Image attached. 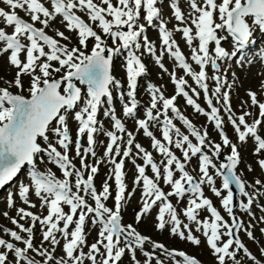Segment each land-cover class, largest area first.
Instances as JSON below:
<instances>
[{
  "label": "snow or ice",
  "instance_id": "obj_1",
  "mask_svg": "<svg viewBox=\"0 0 264 264\" xmlns=\"http://www.w3.org/2000/svg\"><path fill=\"white\" fill-rule=\"evenodd\" d=\"M2 2L10 10L0 8V19L13 31L9 34L5 27H0V56L7 53L10 65L18 71L13 81L5 82L7 87H0V189L13 182L25 165L29 166L27 177L30 182H21L15 193L9 192L7 206L15 207V198H18L28 208H35L37 205L30 199L34 195L40 201L41 210L47 208V215H43L42 211L40 214L34 213L24 207L16 209L19 219L12 217L11 223L20 231L0 229V232L10 237L9 240L0 237V264H84L85 260L91 264H119L126 252L131 253L133 264H141L135 255L138 250L145 257L143 264H152L153 259H156V264H162L155 256L156 250L166 253L174 264H200L197 259L183 251L169 250L162 243L152 241L132 224H123L122 208L134 194L127 192L125 183L124 166L127 158H131L137 173L133 180L134 187L141 188L142 207L135 217L137 224L158 206V231L170 226L171 235L198 246L200 239L193 234L189 223L181 220L182 214L188 222L195 224L196 232L203 230L202 234L218 264H226V258L232 264H241L238 259L241 252L252 264H261L237 235L239 231H244L249 239L255 241L250 230L252 226L246 228L235 214L236 193L231 185L236 186L241 197L247 198L246 202H239V209L253 215L251 206L254 200L264 196V191L256 186L264 188V182L257 179L254 184L246 185L241 176L237 175L235 170L240 163L239 152L224 130L221 109L227 114L238 141L246 143L247 138L251 137L256 144L253 154L259 155L264 151V138L259 134V129L264 126V103L257 99L255 93L248 92L251 105L259 108L258 117L248 123L246 117L252 116V113L244 110L239 116L236 115L230 103L229 91H222L225 86L231 89L232 85L228 84L225 76L216 73L220 72L218 61L235 57L238 51L250 43V38L257 29L264 33V0H220L219 3L217 0H189L191 11L188 14L182 11L179 0H170L172 14L178 22L173 30L167 28L168 21L163 18L162 9L157 7L160 0H116L115 5L112 0H100L99 4L94 0H47L51 10L41 0ZM16 9L24 11L29 20L23 19ZM142 9L147 27L158 31L162 42L159 55L154 42L145 35L146 25L139 23ZM78 12L87 15L91 23L86 22ZM58 17L59 23L66 30L77 32L80 47L69 49L66 44H61L58 39L47 34L46 29ZM37 23L41 27H36ZM92 24H96L104 36L117 46L109 47ZM189 24L194 26V33ZM174 31L182 34L190 48V59L198 66L199 71L194 70L188 62L189 58L183 54L173 38ZM220 32L227 35H219ZM56 35L63 40L70 39L58 29ZM228 36L232 38L236 49L231 53L221 46V42ZM90 38L94 40V44L91 51L86 52ZM194 41H198V45L194 46ZM212 44L215 45L214 48H210ZM21 54H24V59H21ZM143 54L154 56L155 63L165 72L168 69L162 59L167 54L191 77L196 87L189 85L183 76L177 78L175 70L170 73L171 81L175 85V94L172 97H165L160 87L149 83L147 90L150 104L144 113L145 118H139L137 110L140 105L136 98V89L138 77L146 74V66L141 60ZM121 55L125 57L129 89L126 93L127 102L124 100L125 94H119L122 114L135 121L136 131L142 130L143 135L151 139V147L162 157L159 163L154 160L151 152L136 142L134 132L126 128L113 107L112 89H120L122 85L111 74V68L114 57ZM53 61L59 67H54ZM209 67L214 73L210 77L206 71ZM53 73L61 75L57 79ZM22 76L29 78V97L10 91L11 87L23 90ZM209 79L215 82L211 95ZM186 88L191 91V95ZM197 88L203 91L208 110L197 103L200 96ZM179 96H183L186 104L196 113L207 117V121L218 131L223 146L231 147V154L226 157L227 163H221L217 167L213 162V158H218L221 154V143L211 141L206 128L201 131L180 111L175 103ZM101 108H104V116L112 121L113 130H105L103 123L97 119ZM169 110L173 116H169ZM69 114L77 123L75 141L68 124ZM174 119L182 122L189 134H184L174 123ZM152 127L159 128L162 139L154 135ZM101 133L108 138L104 151L106 160L97 158L95 150V137ZM190 136L197 143L194 144ZM73 144L76 158L80 160V168L69 157ZM133 146L137 150L135 154L132 152ZM173 147L181 152L182 159L172 151ZM89 156L96 158L95 164L85 163ZM45 157L49 163L61 170L63 179L57 178L50 169L40 171L37 161L43 163ZM117 157H121L118 162ZM193 157L198 158V180L186 170ZM137 158L143 160L142 165L136 163ZM105 162L113 167L101 190L97 191L94 177L99 171V165ZM257 163L264 170V159H259ZM148 167L154 174L153 177L146 174ZM210 169L214 170V174ZM251 170L249 166V171ZM85 172L88 173L87 178ZM175 173L180 174L179 178H174ZM215 177L222 180L220 188L215 186ZM113 178L116 187L114 209L106 206V201L111 197L109 180ZM161 181L170 186L168 192L161 188ZM205 185L220 198L221 206L231 223L205 197ZM246 187H252L254 192L249 193ZM225 191L226 195L223 194ZM170 197H176L177 203L187 197L182 213L177 212ZM88 198H91L94 206L89 204ZM62 205H66L69 211L65 212ZM201 210L206 211L209 218L201 220ZM261 210L264 211V206ZM3 215L8 217L7 212ZM20 220H30L31 223L25 227ZM261 220L264 222V217ZM37 222L41 226L42 234L38 247L33 242ZM88 222L98 226V238L91 245L87 244L85 232ZM261 232L264 233V229ZM21 233H25L27 238ZM224 236L228 237L226 241L222 240ZM61 239L64 241V255L56 257L55 251ZM13 241L23 244V247L17 246ZM46 242L50 248L44 247ZM146 246H150L151 251ZM84 247H88L87 253L83 251ZM30 252L41 257V260L29 255ZM261 255H264V248H261ZM98 256L101 257L99 261ZM176 257L181 259L177 260Z\"/></svg>",
  "mask_w": 264,
  "mask_h": 264
},
{
  "label": "rangeland",
  "instance_id": "obj_2",
  "mask_svg": "<svg viewBox=\"0 0 264 264\" xmlns=\"http://www.w3.org/2000/svg\"><path fill=\"white\" fill-rule=\"evenodd\" d=\"M41 2L45 3V5L47 7H49L51 10V6L47 2H45V0H41ZM94 2L99 4L100 0H94ZM112 2L114 5L116 4V0H112ZM185 4L189 5V0H179V6L181 7V9L185 8ZM0 5H2L6 11L10 10L8 8V6L2 2V0H0ZM101 6L106 7V5H101ZM157 7H160L162 9V15H163V18L166 21H168L167 27L169 28V30H173L174 26H176L178 24V22L175 20L173 14H172V9L170 8V0H160V3L157 5ZM16 11L23 19L29 20V16L24 11H22L20 9H16ZM183 12L185 14H188L186 12V10ZM82 18L86 22L91 23L89 21L87 15L85 17L82 16ZM59 19L60 18L58 17L57 21L53 22L52 26L50 28L46 29L47 34L49 36H52V37L58 39L61 44H66L69 49H71L72 47H80L79 42H78L77 32L66 30L65 26L63 24L59 23ZM108 19H111V17H108ZM216 22L218 23L219 20H217ZM139 23L146 25V21L143 19L142 10H141V19L139 20ZM249 23H250V21H249ZM36 25L38 27H41V25L38 23ZM92 26H93L94 30L97 31V33L100 34L102 36V38H104L106 40L109 47H116L117 46V45L113 44V41L110 38L104 36L101 29L99 27H97L96 24H92ZM180 26L183 27V25H180ZM189 26H191V27H193V29H195L194 26H192L190 24H189ZM0 27H5V30L9 34H11V32L13 31V29L11 27H7L3 24L2 19H0ZM57 29L59 31L63 32L64 35L69 37L70 39L69 40H63L60 37H58L56 35ZM123 30L127 31V28H124ZM174 33H178L179 34L178 37L182 39V34L180 32L174 31ZM145 35H147V37L150 41L154 42L156 49H157V55H159L160 50L162 48V42L158 36L157 29H155L153 27H147V25H146ZM219 35L226 36L227 33L220 32ZM173 38L177 41L176 37L173 36ZM250 39H251V42H254L255 38L251 37ZM141 42H143V41L141 40ZM183 42L185 45L184 48L186 49V51H182L183 54L185 55V57L189 58L188 62L192 65L194 70L199 71L198 66H196L194 64V62L191 61V59H190V48L188 47V45L186 44L184 39H183ZM25 43H27V41H25ZM93 44H94V40H92L90 38L87 41V49L86 50L82 49V50H85L86 52H90L91 48L93 47ZM117 44H119V41H117ZM195 45H198V41H194V46ZM252 45L254 47V50H256L257 48H255L254 43H252ZM210 46H211L210 48H213L215 45L212 44ZM234 49H235L234 48V42L232 40L231 51L229 53H231ZM45 51H48V49L45 48ZM141 52H143V50H141ZM235 57H240V56L236 55ZM21 59H24V54H21ZM141 60L146 66V74L141 75L137 79L138 87L136 89V98L141 103V106L139 107L140 109L137 110V116L139 118H145L144 106H146V105L149 106V104H150V94L147 90V85L149 83H152L157 87H160L161 91L164 93V96L170 98L175 94V85L171 81L170 73L173 70H175V74H176L177 78L183 76L188 81L189 85H191L192 87H196V85H195L194 81H192L191 77L187 76L184 73V71L177 66L176 62L167 54H165L163 56V59H162V62L165 65V67H166L167 63H170V65L167 68L168 69L167 72L163 71L155 63V57L154 56H149L147 54H143V55H141ZM170 60H171V62H170ZM250 60L251 59L246 60L245 63H249ZM260 61H261V58H260ZM52 64L54 67H59L58 63L55 61H53ZM243 65H245V64H242V67H237V69L239 68L238 69L239 74L237 76L236 75H230L231 80H232V82H230V85H232L231 89H228L225 86V88L222 89V91H224V90L229 91L230 99L232 98V101H233V106L232 105L231 106H232V109L236 113L237 116L242 114V112L244 110H247L248 112L252 113V116L246 117L247 122L252 123V120L255 117H258L259 113H258V107H253L251 105V98L249 97L248 92L251 91V92L255 93L257 96V99L260 102H262V101H264V87H262V88L257 87L255 84H249L248 81L245 80L243 75L245 73L248 75L250 72V69L246 68V66H243ZM254 66H256V63H252L250 68H254ZM17 71H18L17 68L10 65L7 53L0 56V87H7L8 85L5 82L6 81H13L16 77ZM206 71H207L209 77L214 74L213 70L210 67L208 69H206ZM262 72H263L262 77H259V79H258V81L260 83H261V81L264 80V67L262 68L261 73ZM111 74L113 75V77L116 80L120 81V84L122 85V87L120 89H115V88L112 89L113 107L115 106L117 108L115 110L116 115L122 119V121L126 125V128L129 131L134 132V134L136 136V142L141 144L147 151L151 152L154 160L159 163L161 161L162 157L156 150H154L151 147V139L144 136L142 130L136 131L137 125H136L135 121L128 118V117H124L122 114V103L119 99V94L121 92H123L125 94L124 100H125V102H127L128 97L126 95V92L129 90L128 89L127 72H126V66H125V57L124 56L121 55V56L114 57L113 63H112V68H111ZM216 74L219 75V73H216ZM53 75L55 76V78L58 79L61 74L60 73H53ZM26 78H27V80H26ZM21 79L23 81V90L21 91L20 89H17L15 87H11L10 91H12L13 93H18V94L24 95L25 97H29V91H28V88L30 86L29 78L27 76H22ZM228 82H229V78H228ZM208 84H209V89H210L209 94L211 95V90L215 87V82L209 79ZM78 86H80V85L78 84ZM81 87L83 88L84 86H81ZM186 90H189V89L186 88ZM197 91L200 92V96L198 99L196 97H194V99H197V103H199L202 107H204L206 110H208L206 101L204 99L203 91L200 90L199 88H197ZM189 94L190 95L192 94L190 90H189ZM243 102H247V103L245 104ZM175 103H176V106L180 109V111L188 119H190L192 121V123L198 129H200L201 131H203V129H205V128L207 129V131L209 133V139L211 141H213L215 143H221L222 151H221L220 156L218 158H213V162L216 164L217 167H219V165L221 163H223V159H226V157L231 154V147L230 146H228V147L223 146L221 137L218 134V131L214 128L213 124L211 122L207 121L206 116L196 113L195 110L191 106H188L186 104L185 98L183 96L177 97ZM213 103L215 104L216 101L214 100ZM230 103H231V101H230ZM158 107H160V105H158ZM154 114H155V111H154ZM168 114H169V116H173V114L171 113L170 110H169ZM221 115L223 116V120H224V130H225L227 136L229 137L230 141L233 144H236L238 152H239L240 163L238 164V166L235 170L237 175L241 176L242 180H244L246 182V185L254 184L257 179H260L262 182H264V170H261V168L259 167V165L257 163V161L259 159H264V151H262L259 155H254L253 153H254V149L256 147L255 141L251 137H248L246 143H240L238 141L237 133L235 132L233 126L228 122L227 114L223 111V109H221ZM97 119L103 123L105 130H113L112 129V121L108 117L104 116V108H101L100 111L98 112ZM161 119H163V117H161ZM174 123L178 127L181 128V131L184 134H189L186 127L182 124V122L174 119ZM237 123H238V121H237ZM68 124H69L72 139H73V141H75L77 123L72 119L71 114H69V117H68ZM151 130L153 131L154 135L158 139H162L161 132H160L158 127H152ZM242 130H243V128H242ZM259 134L261 135L262 138H264V126H262L259 129ZM95 139H96L95 150L97 153V158H102V159L106 160V158H104V151H105L106 145L108 143V138L101 133V134L96 135ZM125 139H126V137H125ZM190 139L192 140V142L194 144L197 143L194 137L190 136ZM40 142H41V144H43L42 140ZM84 144H85V146L87 145L86 136L84 139ZM61 151H63V150L61 149ZM172 151L178 157H180L182 159V154L179 150H177L173 147ZM205 151H207V148H205ZM132 152H133V154H135L137 152V150L135 149L134 146L132 147ZM69 157L72 158V162L76 165V167L80 168V160H79V158H76L74 144H73L71 150L69 151ZM120 158L121 157L116 158L117 162L119 161ZM37 163H38V167H39L40 171H47L50 169L55 174V176L57 178H59V179L64 178L61 170L57 166H55L54 164L49 163L47 161L46 157H45V160L43 163H40L39 161H37ZM85 163L95 164L96 158H92L91 156H89V158L85 161ZM136 163L142 165L143 160L141 158H137ZM249 166H251V169H252L251 171H249ZM112 167H113V165H111L107 162L99 165V171L94 177V185H95L97 191L101 190L102 184L105 181L106 177L108 176L110 169ZM28 170H29V166L25 165L24 168L22 169V171L20 172L19 176L11 183V184H14V186H13L14 188L12 187L13 188L12 189L10 186L11 184H10L7 187H5L2 190V192L0 193V196H1L0 197V229L8 228V229L15 230L17 232L20 231L19 228H17L15 225H13L11 223L12 217H16L17 219H19V217H17V214H16V209L18 207H24V208H26V210L32 211V212L37 213V214H40L42 211L43 215H45V216L47 215V208L41 210V208L39 206L40 201L34 195L30 196V199L32 200L33 203H35L37 205V207H35V208H28L27 205H24L18 198H15V197L14 198L16 200V206L13 208H8V206H7V197H8L9 192L15 193L17 191L18 185L21 182H24V183L30 182L28 177H27ZM186 170H188L190 172V174L193 175L197 180L199 179L198 158L197 157H193L191 159L190 163L187 165ZM124 171L126 173L125 183H126V187H127V192H134V194L129 199L128 203L126 205H124L122 208V222L124 225L132 224L134 227L137 228V230L141 234L150 237L152 241L162 243L169 250L183 251L187 255H189L190 257L197 259L200 262V264H218L216 257L213 255L212 250L208 246L206 239H205L204 235L202 234L203 230H201V232H196L195 231V227H196L195 224L188 222L182 214L180 215L181 220H183L185 223H189V226L193 229V234L200 239V244L198 246H196V245H194V244H192L186 240H182L178 236L171 235L170 231H169L170 226H166V228L163 231H158L157 227H156V223H157L156 214L158 211V206L153 208L151 214L144 217L137 224L135 217H136L137 211L139 209H141V207H142L141 188L140 187H134L133 180H134L137 173H136V169L132 163L131 158H127L125 160ZM210 172H212L214 174V170L210 169ZM87 174L88 173L85 172V178H87ZM146 174L149 177H153V175H154L151 172L150 167L146 168ZM179 175H180L179 173H175L174 178H179ZM24 176H25V180H24ZM73 183H74V178H73ZM109 184H110L111 197L109 198L108 201H106V206L114 209V207H115L114 196L116 193L114 178L112 180H109ZM221 184H222L221 178L215 177V186L217 188H220ZM160 186L165 192H168L170 190V186L165 185L163 183V181L160 182ZM234 189H235V192L237 193L236 198H234L235 214L239 219H241L243 221V224L246 228L249 225L252 226L250 230L252 231L253 236L255 237V241L249 239L244 231H239L237 233V235L239 236L241 241L246 245V247L250 250V252L262 263V262H264V255H261V248H264V233L261 232V229H264V222H262L261 218L264 217V211L261 210V207L264 206V196H259V197H257L258 198L257 200H254V202L251 206V213L253 215H249L245 212H242L239 209V202L241 200L246 202L247 198L241 197L239 195L238 190L236 189V186ZM257 189H259L260 191H264V188H261V186H259V185H257ZM246 190L249 193L254 192V189L252 187H246ZM73 191H75V188H73ZM203 191H204L205 197L209 198L212 201L213 205L221 212V215L224 217V219L227 220L229 223H231V219L229 218L228 214L225 212V210L221 206L220 198L216 197L210 191L208 186H206V185L203 186ZM127 192H126V195H127ZM223 194L226 195L227 194L226 191ZM169 199H170L171 203L176 207L177 212L182 213V210L184 209V207L187 203V197H185V199L182 200L180 203H177L176 197H170ZM88 202H89V204H92L94 206V202L91 200V198H88ZM62 207L64 208L65 212L69 211V209L66 205H62ZM4 212L8 213V217H5L3 215ZM199 218L201 220H203L205 218H209V214L206 211L201 210L199 213ZM19 222L21 224H24L25 227H28L29 224L31 223L30 220H20ZM61 227H62V224H61ZM72 227H74V226H72ZM72 227L69 228L70 232L72 230ZM85 232H86V238H87V244L88 245H91L92 243L96 242V240L98 238V226H93V225H91L90 222H88V224L85 228ZM34 234L35 235H34V241L33 242H34V245L38 247L41 243V240H42L41 226H40L39 222L36 223V226L34 229ZM21 235H23V236H25V238H27L25 233H21ZM57 235H59V234H57ZM0 237L4 238L6 240L10 239V237L8 235L4 234L3 232H0ZM227 239H228L227 236L222 237L223 241H226ZM13 242L17 243V246L23 247V244H20L19 242H15V241H13ZM63 243H64V241H63V239H61L60 245L57 246L56 251H55L56 257H60V256L64 255V253L62 251ZM121 246H123V244H121ZM44 247L50 248L51 246L46 242L44 244ZM146 248L148 251H151L150 246H146ZM88 250H89L88 247L83 248V251L85 253H87ZM101 252H103L102 248H101ZM29 255L35 256V254L31 253V252L29 253ZM135 255H136V258L139 261H141V264H143L145 257L142 255V253L138 250V251H136ZM155 256L160 261H162V264H174L173 260L166 253L162 252L161 250H156ZM11 258L12 257L10 256V259ZM35 258L37 260L41 259V257H39V256H35ZM100 259H101V257L98 256L97 260L99 261ZM176 259L179 260L181 258L176 257ZM238 259L241 261V264H252V261L249 260L247 258V256L244 255L242 252L238 255ZM84 264H91V262L88 260H85ZM119 264H133V261L131 259V253L126 252L125 255L122 257V260L119 262ZM152 264H156V259H153ZM226 264H232V262L226 258Z\"/></svg>",
  "mask_w": 264,
  "mask_h": 264
},
{
  "label": "bare ground",
  "instance_id": "obj_3",
  "mask_svg": "<svg viewBox=\"0 0 264 264\" xmlns=\"http://www.w3.org/2000/svg\"><path fill=\"white\" fill-rule=\"evenodd\" d=\"M219 2H220V0H217V3H219ZM182 10H184V11L186 10L187 13H190V11H191L190 7L187 4H185V8H182ZM142 12H143V16H144L143 9H142ZM79 14L81 16H84V17L86 16V15H84L82 13H79ZM194 32H195V29H193V33ZM173 36L176 37L177 43L179 44L181 50L182 51H186V49L184 48L185 45H184V42H183V38L182 39L179 38L178 37L179 36L178 33H174ZM252 37L255 38V40H256L255 43H257V44H259L261 46L260 50H264V39H263V36L261 35V32L257 29L256 31H254ZM231 43H232V39H231V37L228 36V38L226 40L221 42V46L225 50L230 52L231 51ZM245 49L251 50V53L247 54V55L243 54V59H240V63H238V59H225L224 61H218L219 65H220L219 75L225 76L226 79H227V82H228V78H229L228 84H230V82H232L230 75H236L237 76L239 74L238 73L239 72V70H238L239 68L237 69V67H242V64H245L243 66H246V68L250 69V72H249L248 75L246 73L243 75L245 80L248 81L249 84H255L257 87H261L262 88V87H264V80L261 81V83L258 81L259 77H262V74H263V72L261 73L263 65H262V63L259 60V52H252L253 51L252 50V45L250 43L245 46ZM141 50H143V49H141ZM237 54H240V52H237ZM249 59H251L249 61V63H245V61L249 60ZM170 62H171V60H170ZM252 63H256V66H254V68H250ZM26 80H27V78H26ZM230 101H231V105L233 106L232 98L230 99ZM218 107H219V105H218ZM24 180H25V176H24ZM10 186L12 188L14 186V184H11ZM257 199L258 198H256V200Z\"/></svg>",
  "mask_w": 264,
  "mask_h": 264
},
{
  "label": "water",
  "instance_id": "obj_4",
  "mask_svg": "<svg viewBox=\"0 0 264 264\" xmlns=\"http://www.w3.org/2000/svg\"><path fill=\"white\" fill-rule=\"evenodd\" d=\"M105 55L107 56V55H108V53L106 52V53H105ZM225 161L227 162V160H225ZM6 186H7V185H6ZM6 186H5V187H6ZM5 187H4V188H5ZM231 187H232V189H233L234 193H236V192H235V189H234V184H233V185H231ZM4 188L0 189V192H1V191H2ZM234 198H236V195L234 196Z\"/></svg>",
  "mask_w": 264,
  "mask_h": 264
}]
</instances>
